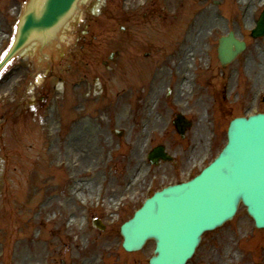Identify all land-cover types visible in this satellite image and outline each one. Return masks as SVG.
Listing matches in <instances>:
<instances>
[{"label": "rangeland", "instance_id": "1", "mask_svg": "<svg viewBox=\"0 0 264 264\" xmlns=\"http://www.w3.org/2000/svg\"><path fill=\"white\" fill-rule=\"evenodd\" d=\"M95 1L79 2L52 45L16 57L14 76L0 79V264H148L154 241L126 252L120 227L149 187L200 172L226 143L231 119L264 113V77L255 81L264 62L254 67L264 36L250 34L264 0H103L94 15ZM26 3L0 0V53ZM211 18L219 20L213 28ZM229 31L247 48L222 66L217 42ZM191 45L188 63L177 68ZM111 52H119L112 62ZM186 80L191 98L177 106ZM151 111L162 122L138 141ZM177 113L193 121L184 138L173 128ZM200 119L207 138L194 155ZM161 144L173 161L150 165V149ZM239 208L204 234L188 264H264V229Z\"/></svg>", "mask_w": 264, "mask_h": 264}, {"label": "water", "instance_id": "2", "mask_svg": "<svg viewBox=\"0 0 264 264\" xmlns=\"http://www.w3.org/2000/svg\"><path fill=\"white\" fill-rule=\"evenodd\" d=\"M77 1L34 0L8 58L30 38L39 37L43 41L53 38L54 30ZM259 20L257 28L252 30L254 37L264 35V12ZM16 26L14 23V32ZM218 43L223 64L245 48L233 32L222 36ZM181 121L184 120L180 117ZM186 126L184 122L179 124L182 133ZM227 136V145L212 165L186 183L155 193L135 212L133 219L124 223L122 245L127 250H138L147 239L153 238L156 255L149 264H184L194 253L202 233L232 219L241 201L256 225L264 227V114L234 119Z\"/></svg>", "mask_w": 264, "mask_h": 264}, {"label": "bare ground", "instance_id": "3", "mask_svg": "<svg viewBox=\"0 0 264 264\" xmlns=\"http://www.w3.org/2000/svg\"><path fill=\"white\" fill-rule=\"evenodd\" d=\"M74 14V11L71 12L70 16H73ZM69 17H67L68 19ZM219 20L216 19V18H211L208 22V27H215L219 24L218 22ZM54 35H55V30H54ZM35 39H39V37L35 38ZM39 41H42V42H45L43 41L42 39H39ZM190 50H194V47L193 45L190 46V48L188 50H186V54H184V57L182 58V60L178 63L177 65V68L182 65V64H187L188 63V59H187V55L190 53ZM257 59L258 61L261 63L260 66H258L257 63H254V67H258V68H263V62H264V51H257ZM263 71H264V68H263ZM261 71L260 76H259V79L255 80L257 82V84H260L262 83L263 81V77H264V72ZM187 85H190V83H188V80H186V82H184L183 84L179 85V87H177V106L178 105H183V102L187 99H190L191 96H189L188 94V91H187V88L188 86ZM158 94L156 93V98H157ZM123 109H121V117H125L126 114H127V105L124 107V103H122L120 105ZM152 114V111L150 113V115H148L147 117H144V124H145V129L143 130L144 132H142V134H138L137 135V140L138 141H143L141 140L142 139V136H143V133L144 134H147L149 132V135L152 133V131L156 128H158L159 124L162 122L160 119L154 117L153 119H150ZM207 127L206 125L204 124V120L203 119H200L197 123V126H196V130L194 132V139L196 140V138L199 140L198 143H196V149H194L195 151L193 152L194 155L197 154V152H200L202 151L204 148H205V139L207 138ZM137 154V153H136ZM86 164H82V166H84ZM143 177L142 175V172L138 173V174H134V179L131 181L130 183V186H129V191H132L134 186H136L138 184V181H140V179ZM90 190V189H89ZM134 191H135V188H134ZM89 192V191H88ZM76 196V195H75ZM75 222L74 219H72L70 221V223L72 222Z\"/></svg>", "mask_w": 264, "mask_h": 264}]
</instances>
